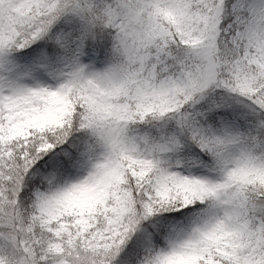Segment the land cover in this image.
<instances>
[{
  "label": "snow or ice",
  "instance_id": "snow-or-ice-1",
  "mask_svg": "<svg viewBox=\"0 0 264 264\" xmlns=\"http://www.w3.org/2000/svg\"><path fill=\"white\" fill-rule=\"evenodd\" d=\"M0 264H264V0H0Z\"/></svg>",
  "mask_w": 264,
  "mask_h": 264
}]
</instances>
